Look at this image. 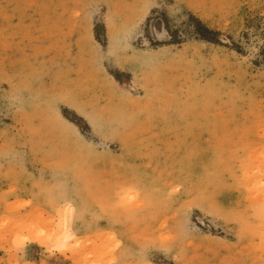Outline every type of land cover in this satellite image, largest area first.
Wrapping results in <instances>:
<instances>
[{
  "label": "rangeland",
  "instance_id": "rangeland-1",
  "mask_svg": "<svg viewBox=\"0 0 264 264\" xmlns=\"http://www.w3.org/2000/svg\"><path fill=\"white\" fill-rule=\"evenodd\" d=\"M263 45L264 0H0V264H264Z\"/></svg>",
  "mask_w": 264,
  "mask_h": 264
},
{
  "label": "trees",
  "instance_id": "trees-1",
  "mask_svg": "<svg viewBox=\"0 0 264 264\" xmlns=\"http://www.w3.org/2000/svg\"><path fill=\"white\" fill-rule=\"evenodd\" d=\"M165 30L167 31V33L169 34V36L171 37V39L169 40V43H175L176 41V35H175V30H172L168 24V19L164 16L160 17ZM189 23L192 27L193 33L195 34L196 38L203 40V41H207V42H212V43H220L219 39H218V32L214 31L213 29L209 28L205 23H203L199 18L194 17L193 15L189 16ZM237 51L239 49H236ZM260 56L261 58L264 60V45L262 46V48L260 49ZM65 114V112H64ZM66 118H68L70 121L74 122L75 124H77L80 127V124L78 122V120H80V118L78 117H68L67 114H65Z\"/></svg>",
  "mask_w": 264,
  "mask_h": 264
},
{
  "label": "bare ground",
  "instance_id": "bare-ground-1",
  "mask_svg": "<svg viewBox=\"0 0 264 264\" xmlns=\"http://www.w3.org/2000/svg\"><path fill=\"white\" fill-rule=\"evenodd\" d=\"M155 25H156V33L159 34L160 33V30H161V22L159 20H157L156 23H155ZM64 228H65V223H64ZM67 236L68 235H65V236L62 235L61 239L65 241V239H66Z\"/></svg>",
  "mask_w": 264,
  "mask_h": 264
}]
</instances>
